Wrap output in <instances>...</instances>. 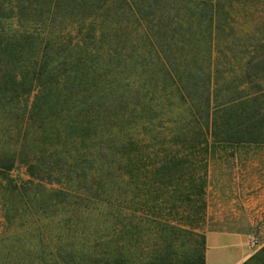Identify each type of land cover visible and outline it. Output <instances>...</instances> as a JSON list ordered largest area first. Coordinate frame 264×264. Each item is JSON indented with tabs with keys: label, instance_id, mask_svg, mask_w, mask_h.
Wrapping results in <instances>:
<instances>
[{
	"label": "trees",
	"instance_id": "1",
	"mask_svg": "<svg viewBox=\"0 0 264 264\" xmlns=\"http://www.w3.org/2000/svg\"><path fill=\"white\" fill-rule=\"evenodd\" d=\"M261 145L264 0H0V264H204L172 212Z\"/></svg>",
	"mask_w": 264,
	"mask_h": 264
},
{
	"label": "rangeland",
	"instance_id": "2",
	"mask_svg": "<svg viewBox=\"0 0 264 264\" xmlns=\"http://www.w3.org/2000/svg\"><path fill=\"white\" fill-rule=\"evenodd\" d=\"M13 174L27 179L22 166ZM172 214L175 227L204 235V264H242L264 247V145L217 149L204 195Z\"/></svg>",
	"mask_w": 264,
	"mask_h": 264
},
{
	"label": "built area",
	"instance_id": "3",
	"mask_svg": "<svg viewBox=\"0 0 264 264\" xmlns=\"http://www.w3.org/2000/svg\"><path fill=\"white\" fill-rule=\"evenodd\" d=\"M252 244H254V242H252Z\"/></svg>",
	"mask_w": 264,
	"mask_h": 264
},
{
	"label": "crops",
	"instance_id": "4",
	"mask_svg": "<svg viewBox=\"0 0 264 264\" xmlns=\"http://www.w3.org/2000/svg\"><path fill=\"white\" fill-rule=\"evenodd\" d=\"M249 256H247V258H248Z\"/></svg>",
	"mask_w": 264,
	"mask_h": 264
}]
</instances>
